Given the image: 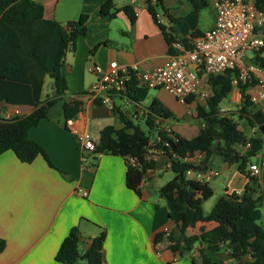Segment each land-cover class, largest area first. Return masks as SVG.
Instances as JSON below:
<instances>
[{
	"label": "crops",
	"instance_id": "0c3cea01",
	"mask_svg": "<svg viewBox=\"0 0 264 264\" xmlns=\"http://www.w3.org/2000/svg\"><path fill=\"white\" fill-rule=\"evenodd\" d=\"M36 1L43 5L45 18L61 23L75 20L81 13L87 14L86 34L77 39L75 49L64 57L61 72L66 79V95L50 106L46 117L28 131V137L45 150L56 169L48 166L39 155L26 163L18 160L11 150L0 154V239L4 240L0 264H61L55 260V254L74 226L78 229L79 245L83 250L101 229L105 230L102 264H190V256L198 257L202 245L195 244L188 256L181 257L170 249L166 237L154 242L155 234L165 227L174 230L179 226L169 219L166 203L158 193V189L173 176L160 182L162 176L171 171L166 167L167 156H157L155 167L143 174L139 193H136L126 186L127 167L122 157L84 155L78 141L81 132L90 134L97 143L104 126L122 128L123 123L114 111L117 107L134 125L140 127L141 121L149 129L146 119L132 117L135 106L126 105L132 108L129 113L118 100L110 106L101 104L91 101L87 92L94 78L88 71L90 63L105 67L108 61L116 60L120 64L137 62L141 67L149 68L161 64L171 53L145 0H113L115 8L131 5L136 13L133 24L121 10L114 18L101 17L99 7L105 0ZM153 5L158 23L176 39L187 40L214 24L215 13L210 0H155ZM46 83L49 85L50 82L45 79L44 85ZM252 90L249 85L244 91L247 94ZM157 91L151 101L157 99L171 111L169 123L174 133L186 139L193 138L203 124L194 118L197 104H206L203 94L191 95L186 103L176 100L174 105L167 97L170 93L163 89ZM202 92L209 93L206 81L202 84ZM49 94L51 89L44 94L42 90V97ZM229 94L230 100L235 97L240 107L239 88L233 86ZM73 97L82 101V107L74 118L64 123L63 102ZM144 99L137 104L148 107L151 101L145 104ZM180 104L188 110L178 115ZM14 108L21 114L33 110L30 105L13 106L0 102V117L5 118ZM246 135L248 140L236 145L235 150L247 159L246 171L250 163L260 166L256 179L263 199L259 223L264 227V138L258 139L255 131L252 133L250 129ZM205 164L220 172L207 184L212 190V196L202 203V209L207 213L219 197L242 191L248 177L237 169V163H229L216 153L210 155ZM83 191L87 192L86 196L82 195ZM214 225L213 221H200L188 227L186 234L193 236L201 226L209 229ZM205 252L214 264L251 262L248 254L235 260L226 248L205 249Z\"/></svg>",
	"mask_w": 264,
	"mask_h": 264
},
{
	"label": "trees",
	"instance_id": "16d2710c",
	"mask_svg": "<svg viewBox=\"0 0 264 264\" xmlns=\"http://www.w3.org/2000/svg\"><path fill=\"white\" fill-rule=\"evenodd\" d=\"M145 3L170 45L174 38L158 23L154 2L145 0ZM255 7L264 11V0H255ZM120 10L127 16L130 24H133L136 13L129 4L115 8L113 0H105L99 7V15L114 18ZM87 17V14L81 13L77 19L61 23L45 18L44 7L36 0H0V102L33 107L28 114L9 119L0 117V154L11 150L18 160L26 163L32 162L39 155L48 166L56 169L45 150L28 137V131L46 117L50 106L66 95V79L61 67L66 53L73 51L77 39L86 34ZM260 30L263 46L252 52L249 61L264 68V25ZM195 35L196 33L192 37ZM172 51L170 48V52ZM235 75L236 72L230 70L207 78L209 95L205 99L206 104L196 106V116L204 126L191 139L173 132L177 141L170 138L169 147L166 148L169 154L174 152L181 156L196 150L204 151L205 162L210 155L216 153L229 163H237V169L248 177L241 194L232 192L219 197L212 209L205 213L202 203L212 196L211 188L207 184L185 180L184 171L189 165L171 161L169 169L173 176L158 189V193L166 203L169 219L179 226L167 236L163 231L156 233L154 242L158 243L166 237L170 249L179 256L189 255L195 244L202 245L203 248L198 250V257L190 256V264H214L205 249L218 251L221 248L228 249L235 260L248 254L251 257L250 264H264V227L259 223L262 193L256 177L249 176L245 170L247 159L235 150L236 145L248 140L245 129L256 127V137L264 138V114L255 110L248 100L244 90L251 85L249 81L237 84L242 96L237 117L244 123L245 129L240 128L232 116L218 113L220 102L232 91ZM46 77L52 80L51 94L42 97ZM148 90L137 86L133 80L127 85L126 94L139 102L145 98ZM81 107L82 101L78 98L64 101V123L74 118ZM148 107L154 114L172 117L171 111L157 99H153ZM114 111L118 113L123 127L116 129L111 125L104 126L99 132L96 152L122 157L127 167L126 186L139 193L143 174L147 168L155 167L153 161L147 162L144 159L151 136V115L146 118L149 129L145 132L134 125L123 110L117 107ZM129 129L132 131H128ZM130 157H135L137 164H131ZM59 172L64 176L62 171ZM196 193L199 196H195ZM200 221H213L215 225L209 229L201 226L197 234L187 236L186 229ZM104 239L105 230L101 229L91 239L88 248L80 249L78 229L74 226L61 241L55 260L61 264H102ZM3 248L4 240L0 239V251Z\"/></svg>",
	"mask_w": 264,
	"mask_h": 264
},
{
	"label": "built area",
	"instance_id": "2783aa9c",
	"mask_svg": "<svg viewBox=\"0 0 264 264\" xmlns=\"http://www.w3.org/2000/svg\"><path fill=\"white\" fill-rule=\"evenodd\" d=\"M210 1L215 13L213 26L185 42L174 38L169 45L173 51L161 64L148 68L141 67L137 62L120 64L116 60H110L105 67L96 63L88 65V71L94 76L87 91L91 101L110 106L114 100H118L121 107L133 105L136 107L132 114L134 119L139 117L146 119L151 115V136L144 159L155 163L157 156L166 155L168 168L173 160L187 163L189 166L184 171L185 180L201 185L208 184L220 173L218 169L205 164L206 153L196 150L183 156L174 152L169 154L166 150L169 147V139L177 141L169 118L152 113L149 107L138 105L127 96L126 90L129 82L135 80L137 86L163 89L172 94L178 102L186 103L189 96L198 92L206 99L209 93L202 92V84L207 78L231 70L236 72L232 80L233 86H237L238 82L251 83L253 90L247 93L248 100L255 110L264 114V68L254 65L249 58H245L247 50L253 52L263 46L259 32L264 25V11L255 7V0ZM16 115H21L18 108L10 111L5 118L9 119ZM255 129L256 127L250 128V132L253 133ZM78 141L84 155L102 154L96 152L97 143L87 132L78 133ZM129 162L137 164L135 157H130ZM150 170L151 168H147L145 172ZM247 171L249 176L256 177L260 166L257 163H250ZM241 192L234 191L237 195ZM82 195L86 196L87 192L83 191ZM195 196L199 194L196 193ZM162 231L167 236L171 230L165 227Z\"/></svg>",
	"mask_w": 264,
	"mask_h": 264
},
{
	"label": "rangeland",
	"instance_id": "374dc122",
	"mask_svg": "<svg viewBox=\"0 0 264 264\" xmlns=\"http://www.w3.org/2000/svg\"><path fill=\"white\" fill-rule=\"evenodd\" d=\"M252 56V51L251 50H247L246 51V53H245V58H250ZM46 80L47 81H49L50 83H49V85H48V83H46L45 85H44V87H43V94L46 92V91H49L50 89H51V85H52V80L50 79V78H48V77H46ZM167 92V91H166ZM157 93H158V91H157V89H149L148 90V93H147V96H146V98L144 99V103L145 104H148L150 101H151V99H152V96H156L157 95ZM163 94H164V92H163ZM166 94V93H165ZM169 94V93H168ZM170 95H171V97H170ZM170 95H167V97L168 98H170V100H171V102L174 104V105H176V99H175V97L172 95V94H170ZM173 98V99H172ZM161 99V98H160ZM163 99V98H162ZM161 99V100H162ZM234 99H236L235 97H234ZM230 100V94H228L227 95V97L226 98H224L222 101H221V103H220V105H219V109H218V113L219 114H221V115H226V116H232V118H233V120H235L236 122H238L239 123V126H240V128H244L245 129V127H244V123L242 122V121H239L238 120V117H237V110H238V108H239V103L238 102H236V100ZM163 101V100H162ZM181 105V104H180ZM124 109H127L128 110V112L129 113H131L132 112V108L131 107H124ZM180 109H181V111L179 112V114L178 115H181V113L183 112V113H186L187 112V110H188V107L187 106H185V105H181L180 106ZM191 109V108H190ZM191 113H192V111H191ZM194 118H196L197 119V116H196V113H195V116H194ZM195 119V120H196ZM198 121H199V119H197ZM139 125H140V127H141V129L143 130V131H145V132H147V127L141 122V121H139ZM245 132L247 133L248 132V129H245ZM173 175V173L171 172V171H168V172H166L163 176H162V178L160 179V182H164V181H166V180H168V179H170V177ZM79 248H81L80 247V245H79ZM184 256H186V255H184ZM184 256H181V257H184ZM188 256V255H187Z\"/></svg>",
	"mask_w": 264,
	"mask_h": 264
},
{
	"label": "water",
	"instance_id": "95a60500",
	"mask_svg": "<svg viewBox=\"0 0 264 264\" xmlns=\"http://www.w3.org/2000/svg\"><path fill=\"white\" fill-rule=\"evenodd\" d=\"M260 32H261V30H260Z\"/></svg>",
	"mask_w": 264,
	"mask_h": 264
}]
</instances>
